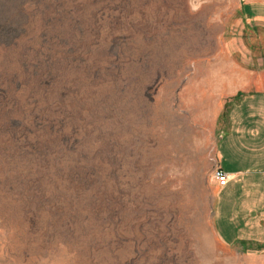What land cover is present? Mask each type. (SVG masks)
<instances>
[{
    "label": "rangeland",
    "instance_id": "rangeland-1",
    "mask_svg": "<svg viewBox=\"0 0 264 264\" xmlns=\"http://www.w3.org/2000/svg\"><path fill=\"white\" fill-rule=\"evenodd\" d=\"M263 68L264 0H0V264H264L212 178Z\"/></svg>",
    "mask_w": 264,
    "mask_h": 264
},
{
    "label": "crops",
    "instance_id": "crops-1",
    "mask_svg": "<svg viewBox=\"0 0 264 264\" xmlns=\"http://www.w3.org/2000/svg\"><path fill=\"white\" fill-rule=\"evenodd\" d=\"M246 92L233 102L218 140L217 167L229 176L217 187L213 228L227 246L264 245V68L249 72Z\"/></svg>",
    "mask_w": 264,
    "mask_h": 264
},
{
    "label": "built area",
    "instance_id": "built-area-1",
    "mask_svg": "<svg viewBox=\"0 0 264 264\" xmlns=\"http://www.w3.org/2000/svg\"><path fill=\"white\" fill-rule=\"evenodd\" d=\"M212 178L218 187H224L228 181L229 176L220 167H216L212 172Z\"/></svg>",
    "mask_w": 264,
    "mask_h": 264
}]
</instances>
